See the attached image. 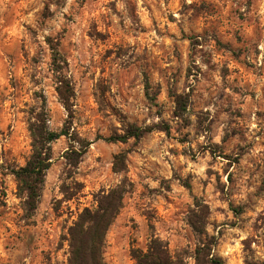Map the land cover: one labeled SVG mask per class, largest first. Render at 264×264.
Listing matches in <instances>:
<instances>
[{
    "label": "rangeland",
    "instance_id": "1",
    "mask_svg": "<svg viewBox=\"0 0 264 264\" xmlns=\"http://www.w3.org/2000/svg\"><path fill=\"white\" fill-rule=\"evenodd\" d=\"M172 94L187 95L181 118ZM38 113L70 138L50 144L26 212L12 172L29 159ZM130 125L155 129L106 140ZM119 185L105 264H135L130 250L152 238L183 264H196L200 242L219 264H264V0H0V264H68V227ZM203 205L201 237L191 223Z\"/></svg>",
    "mask_w": 264,
    "mask_h": 264
},
{
    "label": "trees",
    "instance_id": "2",
    "mask_svg": "<svg viewBox=\"0 0 264 264\" xmlns=\"http://www.w3.org/2000/svg\"><path fill=\"white\" fill-rule=\"evenodd\" d=\"M51 50V71L56 79V93L64 108L69 110L73 88L70 80L63 73L65 61L55 48H51ZM171 97L175 103L174 115L181 118L187 107V95L172 94ZM45 122L41 113L29 118L28 132L31 138V154L23 167L12 172L18 184V191L24 198L23 206L26 212H33L37 208L45 173L51 164L50 144L61 136L70 138L66 130H61L58 133L50 131ZM154 129L155 126L138 127L130 125L123 135L112 136L106 140L113 143H126L129 139L139 140ZM74 141L72 140L71 147ZM76 143H78L81 152L85 151L88 146L80 138L76 139ZM123 167L124 155L119 154L114 157L113 168L114 171L119 172ZM125 192V188L121 185L102 191L96 199L94 210L86 208L78 214L76 220L67 230L68 264H105L101 249L105 235L122 207ZM207 209L206 205L201 206V215L197 216L196 220L198 224L196 222L191 223L193 230L201 237L206 236L202 227L205 224ZM208 243L200 242L196 247V264H219L209 258L210 247ZM130 257L135 264H183V260L172 256L168 251L167 244L157 238H152L149 241L146 251L132 248Z\"/></svg>",
    "mask_w": 264,
    "mask_h": 264
}]
</instances>
